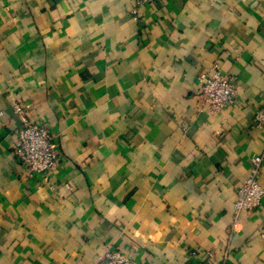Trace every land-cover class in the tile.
Returning a JSON list of instances; mask_svg holds the SVG:
<instances>
[{"label": "crops", "instance_id": "obj_1", "mask_svg": "<svg viewBox=\"0 0 264 264\" xmlns=\"http://www.w3.org/2000/svg\"><path fill=\"white\" fill-rule=\"evenodd\" d=\"M138 1L0 0V264H264V196L233 213L256 156L264 189V0ZM18 109L52 172L14 155Z\"/></svg>", "mask_w": 264, "mask_h": 264}, {"label": "built area", "instance_id": "obj_2", "mask_svg": "<svg viewBox=\"0 0 264 264\" xmlns=\"http://www.w3.org/2000/svg\"><path fill=\"white\" fill-rule=\"evenodd\" d=\"M157 0H139V4H154ZM133 16H137V10H131ZM200 98L211 112H218L222 108L233 103L235 99L234 80L220 72L204 78L201 84ZM19 122L15 129L14 155L30 174L45 175L56 169L60 157L54 135L50 128L42 123L30 122L26 113L18 109ZM255 121L264 122L261 111L255 114ZM263 158L256 156L251 160V167L246 178L241 182L236 193V202L233 206L235 218L243 214H251L258 210L264 196L259 177L262 171ZM211 256L210 253H207ZM102 264H137L119 253V251H107L102 257Z\"/></svg>", "mask_w": 264, "mask_h": 264}]
</instances>
